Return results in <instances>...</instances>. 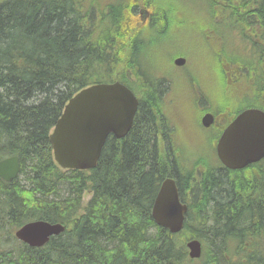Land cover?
<instances>
[{"label": "trees", "instance_id": "trees-1", "mask_svg": "<svg viewBox=\"0 0 264 264\" xmlns=\"http://www.w3.org/2000/svg\"><path fill=\"white\" fill-rule=\"evenodd\" d=\"M202 1L203 21L213 19L214 27L256 29L258 82L247 80L255 68L247 63L245 90L254 83V105L263 108L264 0ZM165 4L0 0V159L18 155L24 175L11 182L0 177V264H264V162L251 176L213 168L201 181H190L194 176L181 167L166 115L172 114L165 98L172 84L165 75L153 76L141 59L156 36L168 32L175 10ZM141 7L150 13L146 19ZM218 73L222 86L216 84L200 113L216 104L238 113L253 104L237 93L223 99L225 72ZM115 80L139 97L130 131L108 136L94 168H61L50 133L65 105L83 87ZM182 98L194 117V93ZM194 128L203 136L199 123ZM166 177L177 179L189 206L180 233L152 216ZM86 191L91 196L84 202ZM36 219L65 230L41 247L29 246L14 231ZM190 238L205 245L199 259L188 256Z\"/></svg>", "mask_w": 264, "mask_h": 264}, {"label": "water", "instance_id": "water-1", "mask_svg": "<svg viewBox=\"0 0 264 264\" xmlns=\"http://www.w3.org/2000/svg\"><path fill=\"white\" fill-rule=\"evenodd\" d=\"M175 63H185L183 57ZM139 100L120 81L98 82L73 95L53 127L50 142L55 161L62 168H94L107 137L123 138L130 131ZM205 126L213 123V115L202 118ZM218 155L230 168L243 167L264 157V112L248 109L240 113L224 130L218 142ZM21 171L18 155L0 160V177L13 181ZM187 205L182 203L174 178L165 179L155 197L152 216L155 222L172 233L184 227ZM65 230L62 223L38 219L25 223L15 231L16 237L33 247L46 244L51 236ZM189 255L200 257L198 240L187 243Z\"/></svg>", "mask_w": 264, "mask_h": 264}, {"label": "rangeland", "instance_id": "rangeland-1", "mask_svg": "<svg viewBox=\"0 0 264 264\" xmlns=\"http://www.w3.org/2000/svg\"><path fill=\"white\" fill-rule=\"evenodd\" d=\"M109 2L110 0H104ZM113 1V0H111ZM165 6L174 8L172 22L168 27V32L162 36H156L155 42L151 47V51L147 55L142 54L141 59L145 67L150 68V73L153 76L165 75L171 82L167 98L173 100V103L167 102L169 110L172 111L169 120L176 119L184 122L187 126L192 122L191 110L188 109L187 102L182 98L183 88L187 86L188 95L192 92V86L203 91L211 100L214 98L211 92H215L216 84L222 86L220 74L218 70H224L228 74L229 67H234L237 73L234 78L239 82L244 79V74L241 72L242 65H230V56H238L244 59V45L241 40L242 31L240 29L231 31L228 26L211 25L212 20L203 21L206 13L207 4L202 0H164ZM204 25V26H203ZM247 48L249 52L252 42L258 41V33L256 29H247L245 31ZM186 58L185 64L176 66L174 64L175 56ZM254 56V53H251ZM144 68V67H143ZM215 86V87H213ZM211 89V90H210ZM255 95L248 98V102H252ZM171 129H174L170 125ZM199 129V128H198ZM202 133L199 134L196 130L188 129V134L181 135V131L185 132L182 124L178 126L176 138V148H178V158L183 169L190 170L191 164L199 161L201 158L206 159L210 151L207 149L206 131L199 129ZM174 137V135H173ZM192 144L195 146L193 147ZM212 158V156H211ZM225 175V174H223ZM20 180L24 179V175H19ZM230 181V180H229ZM91 196L89 191H86L83 198L86 202ZM1 252V251H0Z\"/></svg>", "mask_w": 264, "mask_h": 264}, {"label": "flooded vegetation", "instance_id": "flooded-vegetation-1", "mask_svg": "<svg viewBox=\"0 0 264 264\" xmlns=\"http://www.w3.org/2000/svg\"><path fill=\"white\" fill-rule=\"evenodd\" d=\"M140 14L142 15V17H143L144 19H146V17L150 15V13H149L144 7H141V8H140ZM197 89H198V88H197ZM169 100H170V101H173V100H171V99H169Z\"/></svg>", "mask_w": 264, "mask_h": 264}]
</instances>
